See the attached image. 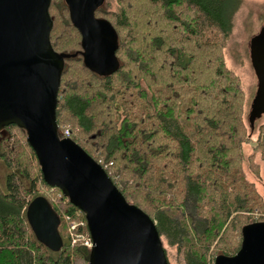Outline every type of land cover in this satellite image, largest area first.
Listing matches in <instances>:
<instances>
[{"label": "trees", "instance_id": "1", "mask_svg": "<svg viewBox=\"0 0 264 264\" xmlns=\"http://www.w3.org/2000/svg\"><path fill=\"white\" fill-rule=\"evenodd\" d=\"M115 1L114 10L103 0L94 13L117 36L118 67L106 76L84 66L65 1H51L50 44L65 56L59 138L68 130L125 201L155 222L165 254L164 242L181 258L177 264L234 256L243 227L256 223L243 213L261 210L264 201L242 170L245 100L222 57L243 0ZM256 149H264V137ZM0 163L10 171L0 185V264H89V250L69 242L70 222H85L84 215L44 183L16 126L0 132ZM38 196L59 217L57 253L27 223L26 208Z\"/></svg>", "mask_w": 264, "mask_h": 264}, {"label": "water", "instance_id": "2", "mask_svg": "<svg viewBox=\"0 0 264 264\" xmlns=\"http://www.w3.org/2000/svg\"><path fill=\"white\" fill-rule=\"evenodd\" d=\"M51 0H0V132L16 126L38 161L44 183L58 189L85 218L92 241L89 264H168L155 222L129 205L104 169L69 138L60 139L56 107L65 56L50 44ZM81 36L84 66L101 76L118 67L117 36L95 18L103 0H65ZM257 79L248 124L264 116V25L249 43ZM36 240L53 253L63 247L59 217L49 202L34 198L25 212ZM236 255L214 264H264V222L243 227Z\"/></svg>", "mask_w": 264, "mask_h": 264}, {"label": "rangeland", "instance_id": "3", "mask_svg": "<svg viewBox=\"0 0 264 264\" xmlns=\"http://www.w3.org/2000/svg\"><path fill=\"white\" fill-rule=\"evenodd\" d=\"M55 2L57 3L58 0ZM110 2L112 4L111 10L119 5L115 0H110ZM51 14H53L52 11ZM263 25L264 0H243L242 5L234 15L231 33L224 45L222 57L227 70L237 76L245 100L242 137L243 139L246 138V141L241 148V158L244 159L242 170L244 169L245 177L253 185L254 193L264 200V149L261 151L256 149L260 139L264 137V116L255 122L253 131L250 130L247 120L257 89V79L250 63L249 43ZM249 163L253 164L254 169L249 168ZM9 172L8 168L0 163V185L2 188H5L4 181ZM260 203H263L261 210L253 208L243 213L244 217H248V223L264 222V201ZM164 248L170 264H177L181 258H178L176 250L168 248L165 242Z\"/></svg>", "mask_w": 264, "mask_h": 264}, {"label": "built area", "instance_id": "4", "mask_svg": "<svg viewBox=\"0 0 264 264\" xmlns=\"http://www.w3.org/2000/svg\"><path fill=\"white\" fill-rule=\"evenodd\" d=\"M64 136H69V131H63ZM69 242L71 246L81 245L88 250L92 247V241L87 230L86 222L84 221H71L69 225Z\"/></svg>", "mask_w": 264, "mask_h": 264}, {"label": "flooded vegetation", "instance_id": "5", "mask_svg": "<svg viewBox=\"0 0 264 264\" xmlns=\"http://www.w3.org/2000/svg\"><path fill=\"white\" fill-rule=\"evenodd\" d=\"M65 1V0H64ZM67 6V5H66ZM68 8V7H67ZM68 14H69V11H68Z\"/></svg>", "mask_w": 264, "mask_h": 264}, {"label": "bare ground", "instance_id": "6", "mask_svg": "<svg viewBox=\"0 0 264 264\" xmlns=\"http://www.w3.org/2000/svg\"><path fill=\"white\" fill-rule=\"evenodd\" d=\"M63 138V137H62Z\"/></svg>", "mask_w": 264, "mask_h": 264}]
</instances>
